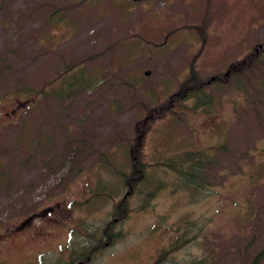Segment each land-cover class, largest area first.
Returning <instances> with one entry per match:
<instances>
[{
    "label": "rangeland",
    "instance_id": "obj_1",
    "mask_svg": "<svg viewBox=\"0 0 264 264\" xmlns=\"http://www.w3.org/2000/svg\"><path fill=\"white\" fill-rule=\"evenodd\" d=\"M260 49L264 0H0V264H264Z\"/></svg>",
    "mask_w": 264,
    "mask_h": 264
},
{
    "label": "trees",
    "instance_id": "obj_2",
    "mask_svg": "<svg viewBox=\"0 0 264 264\" xmlns=\"http://www.w3.org/2000/svg\"><path fill=\"white\" fill-rule=\"evenodd\" d=\"M264 53L263 49L255 50L251 54H249L246 57V63L243 64V66L247 65V63H255L259 61L261 58L262 54ZM242 66V63H239V61L236 63V67H234L236 70ZM237 72V71H235ZM84 67H82L80 70H76V68H71L67 71L64 72V75H67L64 79L60 81V88L57 92V95L59 96V99L65 100V99H70L72 96L77 94L86 84H89V86H92V82H88V80L84 77ZM228 76V75H227ZM87 87V85H86ZM264 89V84L262 86L259 85V89L261 90ZM187 95H192L196 94L199 100L202 102H205L208 100V98H205L206 93L202 94V87L201 84H195L192 86L190 89H188ZM31 93L32 90L25 89L23 92ZM187 91V90H186ZM130 154H131V167H132V173L125 178V183L128 184L129 186H135L137 183L142 181L145 177V167H144V162L141 160L140 155L138 152L135 151L134 148L130 149ZM195 156H201V155H195ZM202 160L194 161L191 163H186L188 166L186 167V181H191L190 175L195 178V177H200V178H205L203 174L200 171L199 165L201 164ZM187 183V182H186ZM189 184V183H187ZM127 199L123 198L117 205L116 211L118 212L119 217H125L126 213L129 211V206H127ZM125 214V215H124ZM105 232H107V228L104 229ZM112 238V237H110ZM261 254H264V250L259 253L258 255L255 256V263H257L258 258H260ZM197 264H205L204 261H201L199 259Z\"/></svg>",
    "mask_w": 264,
    "mask_h": 264
},
{
    "label": "water",
    "instance_id": "obj_3",
    "mask_svg": "<svg viewBox=\"0 0 264 264\" xmlns=\"http://www.w3.org/2000/svg\"><path fill=\"white\" fill-rule=\"evenodd\" d=\"M134 1H141V0H134ZM150 72H151L150 70H147V71H146L147 74H149ZM31 218H32V217L30 216V217L26 220V222L29 221Z\"/></svg>",
    "mask_w": 264,
    "mask_h": 264
},
{
    "label": "flooded vegetation",
    "instance_id": "obj_4",
    "mask_svg": "<svg viewBox=\"0 0 264 264\" xmlns=\"http://www.w3.org/2000/svg\"><path fill=\"white\" fill-rule=\"evenodd\" d=\"M82 260H83V259H82ZM82 260H81L80 262H83Z\"/></svg>",
    "mask_w": 264,
    "mask_h": 264
}]
</instances>
